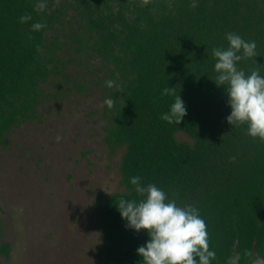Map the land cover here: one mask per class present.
I'll use <instances>...</instances> for the list:
<instances>
[{
	"label": "trees",
	"instance_id": "1",
	"mask_svg": "<svg viewBox=\"0 0 264 264\" xmlns=\"http://www.w3.org/2000/svg\"><path fill=\"white\" fill-rule=\"evenodd\" d=\"M38 2L46 3L44 11L34 9ZM26 13L32 20L21 23ZM36 22L46 27L31 31ZM229 32L257 44L258 56L238 62V69L250 75L259 68L264 76V0H0L1 144L13 126L39 117L41 83L64 75L73 61L87 68L98 58L107 81L122 86L121 92L107 87L115 104L104 110L110 152L125 148L124 189L97 202L103 264H143L137 248L148 233L126 227L117 206L121 198L139 199L134 176L170 199L178 193V206L199 209L217 256L211 264H225L244 249L264 256V142L247 135L246 124L227 122L228 95L214 82L212 49H227ZM68 48L78 56H63ZM165 87H175L185 104L179 125L161 119L175 101L161 95ZM177 132L193 142L178 140ZM9 251L0 229V255Z\"/></svg>",
	"mask_w": 264,
	"mask_h": 264
},
{
	"label": "rangeland",
	"instance_id": "2",
	"mask_svg": "<svg viewBox=\"0 0 264 264\" xmlns=\"http://www.w3.org/2000/svg\"><path fill=\"white\" fill-rule=\"evenodd\" d=\"M63 56L78 55L68 48ZM95 66L94 57L87 68L73 61L41 83L39 117L13 126L0 143L1 241L10 243L0 264L104 263L97 202L124 189L125 147L111 153L104 140L107 75L102 65L91 73ZM175 136L193 142L184 132Z\"/></svg>",
	"mask_w": 264,
	"mask_h": 264
},
{
	"label": "clouds",
	"instance_id": "3",
	"mask_svg": "<svg viewBox=\"0 0 264 264\" xmlns=\"http://www.w3.org/2000/svg\"><path fill=\"white\" fill-rule=\"evenodd\" d=\"M46 7L45 2H38L34 9L44 11ZM190 7L195 8L196 4L192 3ZM31 20L30 13L20 17L21 23ZM45 27V24L36 22L31 25V31H40ZM226 39L229 43L227 49H212V56L217 61L214 65L217 73L214 82L218 87H225L231 107V114L226 120L236 127L246 124L247 135L264 142V76L260 75L259 68L246 75L243 69L237 67L238 62L258 56L257 44L233 32L226 33ZM105 83L108 88L115 87L116 91H122V86L115 80ZM161 95L175 97L170 111L162 114L161 119L179 125L187 114L183 100L176 94L175 87H165ZM104 104L111 109L115 100L105 99ZM60 139L57 136V140ZM130 183L139 199L121 198L117 206L121 217L127 221L126 227L136 232L143 229L148 233L146 245L137 248L143 264H211L217 259L216 252L209 248L206 223L200 218L198 208L191 204L178 206L175 198L178 193H173L170 199L156 184H141L140 176L131 177ZM225 264H264V256L244 249L227 257Z\"/></svg>",
	"mask_w": 264,
	"mask_h": 264
}]
</instances>
